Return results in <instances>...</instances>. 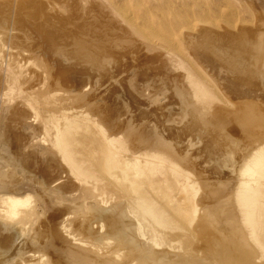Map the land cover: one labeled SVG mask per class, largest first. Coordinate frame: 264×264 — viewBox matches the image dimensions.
Masks as SVG:
<instances>
[{"label": "bare ground", "instance_id": "obj_1", "mask_svg": "<svg viewBox=\"0 0 264 264\" xmlns=\"http://www.w3.org/2000/svg\"><path fill=\"white\" fill-rule=\"evenodd\" d=\"M193 1L198 10L166 2L159 12L141 0H0V264H264L263 123L247 152L233 153L235 176L174 144L198 137L210 115L227 132H254L258 104L234 80L222 94L198 48L243 49L264 75V0ZM187 13L200 23L186 24ZM165 14H183L178 28L194 48L178 47L172 25L157 29L152 15ZM122 58L144 104L165 84L186 95L175 142L144 124V112L114 109L115 86L104 87L128 69Z\"/></svg>", "mask_w": 264, "mask_h": 264}, {"label": "rangeland", "instance_id": "obj_2", "mask_svg": "<svg viewBox=\"0 0 264 264\" xmlns=\"http://www.w3.org/2000/svg\"><path fill=\"white\" fill-rule=\"evenodd\" d=\"M143 3H144V5H146V7H148V8H151V9H154V10H156L157 9V7H158V9H157V11H163L165 8H163L164 6H166L167 4H169V5H173L172 6V8H171V10L173 11L176 7L178 8V7H182V8H186L188 11L187 12H190V10H189V8H188V6H186V4H192V8H193V10H198V4H197V2H195V1H193V0H191L192 2H194V4L193 3H191V1L190 0H168V1H166V0H141ZM164 1V2H163ZM167 2V4L165 5V3ZM180 1V2H179ZM187 1L189 2V3H187ZM163 2V3H162ZM175 2H176V4H175ZM179 2V3H178ZM151 3H152V5H151ZM162 5H161V4ZM171 3V4H170ZM178 4V5H177ZM181 4V5H180ZM162 6V8L163 9H161V6ZM151 6V7H150ZM176 6V7H175ZM159 11V12H160ZM173 14V13H172ZM172 14H165L164 16L165 17H160L159 15H152L153 16V22H154V24H155V22H156V26H158L157 27V29L158 30H160V29H165L166 28V26H170V25H172V27H173V29H175V30H173L174 32H175V38H176V43H177V45H178V47H180V48H184L186 51H189L188 50V48L191 46V48H194V47H192V46H194V44L196 43L195 41V43L193 44L192 42L190 43V46H189V44H188V42H187V40L186 39H189V37H188V32H186L185 34L187 35V36H185L184 37V39H185V41L183 40V33H182V29H179L178 28V26H179V24H178V20H184L185 18H183V14L182 15H179V16H177V15H175L174 14V16L177 18H175ZM181 16V17H180ZM187 19H186V21H188V23L186 22V24H193L194 26H197L199 23H200V18L197 16V14H194L193 16L192 15H190V14H188L187 13ZM155 20V21H154ZM164 23H163V22ZM173 21H175L176 23H174ZM162 22V23H161ZM169 24H168V23ZM172 22H173V24H172ZM159 23V24H158ZM161 23V24H160ZM158 24V25H157ZM166 25V26H164V25ZM162 25V26H161ZM187 26V25H186ZM186 30V29H185ZM162 33H164V32H166V29H165V31L164 30H160ZM187 42V43H186ZM193 44V45H192ZM183 46V47H182ZM212 46V47H211ZM217 45H213L212 43H210L209 45L207 44V45H202L201 47H199L198 48V54L199 55H201V56H204L205 54V56H207V60H209L208 61V71H209V73H211V74H209V76H211V79L213 80V83H216L217 82V84H214L216 87L218 86V90L220 91L221 90V92H222V94H223V91H222V89H223V85H224V83L229 79V80H234V82L236 83V85H238L239 86V84L238 83H240V86L242 85L241 83H244L242 86H243V88H242V86H241V89H239V91H241L242 92V95H244L245 96V98H247V96H251L250 98H247V99H249V100H252V102L253 103H255L256 105H254V106H256L257 108V110L259 109H261L260 111H262V112H259L260 114L258 115V116H261L260 118H258V116H256V117H253L252 118V121H253V119H256V121L254 120L253 122H252V127H251V129H253L254 128V130H252V131H254V132H244V131H242V130H237L236 131V133L239 131V133H238V135H239V137H238V135L237 134H233L232 132H230V131H228L227 132V129L224 127H222L221 126V123L219 122H217V120L215 119V118H213L212 116L213 115H210V116H208L207 117V120L209 119L210 120V123H212V124H209V122H208V125L207 126H203L202 128H200V135L198 136V137H191L193 140H194V138L196 139V140H194V142H192L193 140L192 139H190L188 136H185V134H182L181 136H180V138L181 139H179V137L178 138H176L177 137V135H173V134H175L174 133V128H175V124H180V123H182L183 121H185L186 119V113H187V110L189 109L188 107L190 106H188V105H186V106H188L187 108H185L184 106H185V104H187V103H184V102H182V101H184V99H183V97L184 96H186V95H182V97L180 96V94H181V92L182 91H178L177 89H173V91L171 90L170 91V89H167V85L165 84V86L163 87V86H161V92H159V93H157L156 95L154 94V95H152V92L150 91H148L147 93H146V97L147 96H154V100H153V102H150L149 104H144L143 102H141V101H139L138 100V97H136L135 96V92L136 91H134V88H133V79H134V77H135V75L137 74V72L135 71V70H130V66H129V64L127 63V60H125V58H122V59H120L121 60V63H122V61H123V63L121 64V68H122V70L124 71V69H127V67H128V69L127 70H125V72H122L121 71V69L120 70H117L116 72H113L110 76H111V78L109 77L108 79H110V80H112V81H110V80H108V82H106V84H105V87L104 88H107L108 86H107V84L109 85V84H114V88H115V93H112L111 94V97H110V99H112L113 100V106H114V109L116 110V109H119V111H127V112H130L131 114H135V115H137L138 114V111H141V112H144V113H142V117L144 118L145 116H146V119L144 118V120L142 119V121H143V123L144 124H146L148 127H150V129H152L153 131H158L157 133L160 135L161 134V136H162V133H164L165 134V137H168L171 133H170V131L172 132L173 131V136L172 135H170L169 137H173V139H172V141H176V139H177V142H173L175 145H176V147H178L179 146V148H182V144H183V147L185 148L186 147V149H187V154L189 153L190 154V156H198L199 157V159H200V161L202 162V163H204V162H208V163H211V165L209 164V167L210 168H216L215 170H217L218 169V171H220V170H223L222 172H220L222 175H223V172H227V176L228 175H232V176H235L237 173H238V171L237 170H239L238 169V167L240 168V164L239 163H236V159L234 158V155H233V153H235L236 154V152H238V151H240V150H242V152L243 153H246L247 152V150H246V148L248 147L247 145H249L250 144V142H253V140H255V138H252V135L254 136V134H252V133H256V132H258L260 129H258V126H260V124L262 125V123H263V125H264V119L262 120V118H264V90L262 91V89H264V84H263V82H264V75H263V73H262V75H260L259 73H256L255 74V72H253V71H255L256 70V68H255V66H253V64H251L252 63V60H251V58H252V56L250 55V54H248L247 52H245L243 49H241L240 50V48H237V49H235L234 51L233 50H231L230 52H228L225 48L223 49V47H220V46H217V47H220V48H217L216 47ZM188 47V48H187ZM205 48V49H204ZM211 48V49H210ZM218 49V51H216L217 49ZM222 48V49H221ZM204 50H207V51H204ZM243 50V51H242ZM233 52H235V53H233ZM224 53H226V54H224ZM228 53V54H227ZM232 53V55L235 57H233V59H232V56H230L229 57V55ZM222 56H221V55ZM238 54V55H237ZM243 54H245L246 56H243ZM212 55V56H211ZM236 55V56H235ZM209 56V57H208ZM241 56V57H240ZM211 57V58H210ZM212 57H214V58H212ZM222 57V58H221ZM226 59H225V58ZM227 57H229L231 60V62H232V64H231V62L227 59ZM245 57V58H244ZM249 57H251V58H249ZM216 58V59H215ZM221 59V60H219V59ZM240 58H241V60H240ZM224 59V60H223ZM235 59V60H234ZM237 59V60H236ZM247 59H249V61L246 60ZM226 60H228V61H226ZM240 60V61H239ZM242 60H243V62H242ZM245 60V61H244ZM214 61V62H213ZM226 63V65H225V63ZM237 62V63H235V62ZM239 62H242V63H239ZM248 62V63H247ZM125 63V66L123 65ZM219 63V64H218ZM235 63V64H234ZM245 63V64H244ZM247 63V64H246ZM230 64V65H229ZM237 64V65H236ZM239 64H241V65H239ZM214 65V66H213ZM216 65V66H215ZM239 65V66H238ZM243 65V66H242ZM244 65H245V67H244ZM246 65H247V67H246ZM222 66V68H220ZM236 66V67H235ZM251 66V67H250ZM254 68H253V67ZM212 67H213V69H212ZM216 67H217V69H216ZM236 69H235V68ZM243 67H244V69H243ZM211 68V69H210ZM218 68H219V72H217L218 71ZM239 69V71L241 72V74H240V72L238 71V69ZM250 68H253V69H251L250 70ZM66 68L64 67L62 70H65ZM216 69V70H215ZM223 69V70H222ZM227 69V70H226ZM234 69H235V71H234ZM242 69V70H241ZM246 69H248V70H250V71H247ZM210 70H213V71H211L210 72ZM215 70V71H214ZM230 70H231V72H230ZM244 70V71H243ZM247 71V73H246V71ZM127 71V72H126ZM121 74H120V73ZM150 72V71H149ZM148 72V74L149 75H152V71L149 73ZM215 72V73H214ZM223 72H225V75H231V77L233 76V74H234V77L236 76V78H234V77H232L231 79H230V76H225L224 74H223ZM235 72V73H234ZM238 74H237V73ZM243 72H244V74H243ZM250 72V73H249ZM253 72V73H252ZM119 73V74H118ZM128 73V74H127ZM213 73V74H212ZM220 74V76H219V79H218V76L217 75H219ZM222 73V74H221ZM231 73V74H230ZM246 73V74H245ZM215 74V76H213ZM251 74V75H250ZM116 75V76H115ZM127 75V76H126ZM238 75V76H237ZM242 75V76H241ZM253 75H254V78H253ZM257 75V76H256ZM259 75H260V77H262V78H258L259 77ZM225 76V77H224ZM249 76V77H248ZM228 77V78H227ZM238 77V78H237ZM250 77H251V79H250ZM258 78V79H257ZM114 79V80H113ZM119 79H120V81H119ZM225 79H227V80H225ZM243 79V80H242ZM256 79L258 80V82L259 83H257V81H256ZM262 79H263V82H262ZM131 80V81H130ZM217 80V81H216ZM220 80V81H219ZM251 80V81H250ZM255 82H254V81ZM260 80H261V82H260ZM122 81V82H121ZM219 81V82H218ZM239 81V82H238ZM253 81V82H252ZM250 82H252V84L250 83ZM254 84H256V85H254ZM263 84V85H262ZM261 85V87L259 88V86ZM132 86V87H131ZM221 86V87H220ZM239 86V87H240ZM254 88H252V87ZM258 86V87H257ZM238 87V88H239ZM246 87H248V88H246ZM255 87H257V89L255 88ZM222 88V89H221ZM245 88V89H244ZM259 88V89H258ZM245 91H244V90ZM248 89V90H247ZM261 89V90H260ZM258 90V91H257ZM170 91V92H169ZM262 91V92H261ZM172 92H174V98H173V100L172 99H170L171 98V96L173 95V93ZM131 93H134L133 94V96L134 97H129L128 95H132ZM170 93V94H169ZM257 93L259 94L258 96H257ZM172 94V95H171ZM248 94V95H247ZM253 94V95H252ZM159 95V96H158ZM170 97H168V96ZM179 95V96H178ZM230 95V94H229ZM228 95V96H229ZM247 95V96H246ZM261 95H263V97L261 96ZM156 96V97H155ZM228 96H226V95H224V97H226L227 99H228ZM238 95L235 93V94H232V95H230L229 97H230V99L232 98V100L233 101H231V103L233 104V105H235L234 106V109H235V107H236V109L239 107V103H243V101L241 102V100H239V99H237V98H239V97H237ZM255 97V100L253 99ZM262 97V98H261ZM156 98V99H155ZM167 98V99H166ZM260 98V99H259ZM177 99V100H176ZM182 100V101H181ZM235 100V101H234ZM255 101V102H254ZM112 102V101H111ZM181 102V103H180ZM186 102V101H185ZM102 103H104V104H107L108 103V101H106V99L105 100H103L102 101ZM142 103V104H141ZM153 105H152V104ZM157 105H156V104ZM238 104V106L236 105V104ZM262 103V104H261ZM144 104V105H143ZM173 104H175V105H173ZM183 104H184V106H183ZM261 106H260V105ZM118 105V106H117ZM160 105V106H159ZM124 106V107H123ZM182 106V107H181ZM136 107H139V110H138V108H136ZM149 107V108H148ZM185 108V110H184V108ZM241 107V106H240ZM239 107V108H240ZM125 108V109H124ZM127 108V109H126ZM128 108H130V109H128ZM140 108H141V110H140ZM165 108V109H164ZM121 109H123V110H121ZM158 109V110H157ZM161 109V110H160ZM183 109V110H182ZM137 110V111H136ZM147 110V111H146ZM148 110H149V113H148ZM133 111V112H132ZM182 111V112H181ZM185 111V112H184ZM7 111H1V113H0V132H2V130L4 129V127H5V124H4V122H5V120H6V115H7ZM140 113V112H139ZM161 113V114H160ZM152 115V116H151ZM175 115V116H174ZM151 116V117H150ZM174 117V118H172V117ZM182 116V117H181ZM160 117V118H159ZM153 118H154V120H153ZM159 118V119H158ZM183 119V121L181 122V120ZM259 119V120H258ZM174 120V121H173ZM146 121V122H145ZM214 121H215V123H214ZM263 121V122H262ZM165 122V123H164ZM257 122V123H256ZM152 123V124H151ZM159 123V124H158ZM254 123V124H253ZM157 124V125H156ZM162 124H164V126L162 125ZM217 124L220 126H217ZM258 124V125H257ZM166 125V126H165ZM168 125V126H167ZM211 126V128H210V126ZM214 127H213V126ZM257 125V126H256ZM159 126H162V128H160ZM172 126V127H171ZM174 126V127H173ZM217 126V127H216ZM256 126V127H255ZM153 127V128H152ZM156 127H157V129H156ZM208 127L210 128V130L208 129ZM222 127V128H221ZM155 128V129H154ZM159 128V129H158ZM163 128H165V129H163ZM170 128V129H169ZM171 128H173V130L171 129ZM206 128H207V131H206ZM218 128V129H217ZM256 128V129H255ZM162 129L164 130V131H162ZM213 129H215V130H213ZM219 129H222V130H219ZM224 129V130H223ZM162 132H161V131ZM213 130V131H212ZM243 132V134H242V132ZM161 132V133H160ZM168 132H169V134H168ZM231 134H230V133ZM204 133V134H203ZM249 133V134H248ZM164 134H163V136H164ZM168 134V135H167ZM229 134V135H228ZM248 134V135H247ZM251 134V135H250ZM260 134V132H258L257 133V135L258 136H260L259 135ZM208 135V136H207ZM219 135V136H218ZM231 135V136H230ZM235 136V138H234V136ZM245 135H247V136H245ZM249 135H250V137H249ZM256 135V136H257ZM176 136V137H175ZM210 136V137H209ZM228 136H229V138H228ZM183 137H184V139H183ZM204 137H206V139L204 138ZM226 137V138H225ZM238 137V138H237ZM245 137V138H244ZM249 139H248V138ZM176 138V139H175ZM206 140H204V139ZM234 140H233V139ZM183 139V140H182ZM203 139V140H202ZM218 139V140H217ZM237 139V140H236ZM241 139L242 140V143H240L241 142V140L239 141V140ZM179 140H181V141H183V142H180ZM202 140V141H201ZM244 140H245V142L247 143H245L244 142ZM251 140V141H250ZM179 141V142H178ZM201 141V142H200ZM211 141V142H210ZM213 141V142H212ZM238 143H237V142ZM248 141H250V142H248ZM208 144V146H207V144ZM208 142H210V143H208ZM233 142H236V143H233ZM243 142H244V144H243ZM191 143V144H190ZM179 144H181V145H179ZM205 146H204V145ZM218 144V145H217ZM239 144H241L240 146H239ZM246 144V145H245ZM185 145V146H184ZM191 145V146H190ZM203 145V147H201ZM236 145V146H235ZM242 145H245V146H242ZM194 146H195V149H194ZM223 146V147H222ZM241 146H242V148H241ZM247 146V147H246ZM189 147V148H188ZM244 147V148H243ZM199 149V152L200 151H202V152H198V149ZM212 148V149H211ZM216 148H218L217 150H216ZM220 148V149H219ZM232 148V149H231ZM241 148V149H240ZM204 149V150H203ZM210 149H211V151H210ZM215 149V150H214ZM223 149V150H222ZM8 148L7 147H5V149L1 152V154L3 155V157H7V159H10V158H8V157H12L11 156V154H10V150H9V152H8ZM232 150V151H231ZM244 150V151H243ZM210 152V153H209ZM215 153V154H213V153ZM221 152V153H220ZM203 154V155H202ZM211 155V156H210ZM224 155V156H223ZM202 156V157H201ZM204 156L206 157V158H204ZM213 156H215V157H213ZM3 157H1V160H4L3 159ZM211 157V158H210ZM230 157V158H229ZM201 158H203V159H205V160H203V159H201ZM209 158V159H208ZM212 161H211V160ZM235 159V160H234ZM226 160V161H225ZM227 162V163H226ZM213 165V166H212ZM238 166V167H237ZM6 167H7V165L4 163L3 165H2V170L4 169V170H6ZM221 167V168H220ZM226 167V168H225ZM230 167H232V168H230ZM236 167V168H235ZM224 168V169H223ZM228 168V169H227ZM235 170V172H234V170ZM18 170V172L20 173H22L23 171V169L22 168H18L17 169ZM230 172H229V171ZM213 175V174H212ZM217 175H219V174H214V176H217ZM220 176V175H219ZM223 176H225V175H223ZM222 176V177H223ZM226 176V177H227ZM233 178H235V177H233ZM224 180H226V179H224ZM237 180V178L236 179H234L233 180V182H235ZM262 181V183L264 184V178H263V180H261ZM219 182H222L221 180L219 181ZM216 184V183H215ZM223 187V186H222ZM214 188H217V187H214ZM263 200H264V196H263ZM263 203H264V201H263Z\"/></svg>", "mask_w": 264, "mask_h": 264}]
</instances>
